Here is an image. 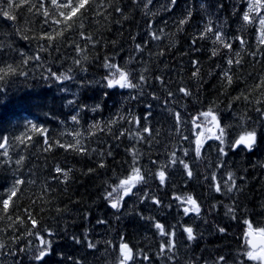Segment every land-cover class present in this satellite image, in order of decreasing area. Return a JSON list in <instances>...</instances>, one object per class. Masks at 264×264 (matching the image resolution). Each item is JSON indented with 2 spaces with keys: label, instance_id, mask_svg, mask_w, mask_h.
<instances>
[{
  "label": "trees",
  "instance_id": "trees-1",
  "mask_svg": "<svg viewBox=\"0 0 264 264\" xmlns=\"http://www.w3.org/2000/svg\"><path fill=\"white\" fill-rule=\"evenodd\" d=\"M146 3L103 0L104 6L93 5L64 22L51 0H29L12 9L15 20L0 16V43L13 49L0 54V67L5 62L17 67L16 75L0 81V137L9 138L8 156L0 155V196L6 198L14 179L24 181L8 214L0 211V264H119L122 243L135 257L128 264H258L245 255L250 250L245 221L255 232L264 228V86L256 87L264 79V44L258 25L242 20L248 0H177L175 5L152 0L145 8ZM209 21L213 28L223 22L231 49L213 43L212 34L201 37ZM193 61L199 68L195 77ZM105 63L127 72L139 87L108 88L115 69ZM51 73L72 79L58 81ZM209 109L225 129L224 145L216 139L219 129L210 137L217 127L201 115ZM32 124L47 131L33 130ZM252 126L258 128L252 151L230 147ZM16 137L25 138L27 146ZM20 156L24 160L17 164ZM180 160L189 165L191 177ZM134 166L146 182L137 184L117 211L105 197ZM162 168L164 185L156 176ZM229 172L237 184L232 192L225 185ZM188 195L200 206L199 215H184L189 205L174 198ZM152 197L161 201L159 207ZM157 221L175 236H161ZM185 227L196 239H187ZM37 232L51 242V255L42 262L31 259L40 247ZM169 240L175 245L171 250Z\"/></svg>",
  "mask_w": 264,
  "mask_h": 264
},
{
  "label": "snow or ice",
  "instance_id": "snow-or-ice-1",
  "mask_svg": "<svg viewBox=\"0 0 264 264\" xmlns=\"http://www.w3.org/2000/svg\"><path fill=\"white\" fill-rule=\"evenodd\" d=\"M176 2L177 0H171L172 5H175ZM26 3H29V0H0V16H3L4 18L8 20H15V16L11 14L12 9L20 8L23 4H26ZM151 3H152V0H147V3L144 5V7L147 8L148 4H151ZM51 4L55 7V10L59 13V15L63 17L64 22L72 21L74 17H77L78 13H82V10L83 12H87L89 9L93 7V5H96L97 9L99 7L104 6L103 0H100V4H96V0H51ZM33 7H35V5L30 4L28 10L31 11ZM40 7H44L43 3L40 4ZM201 7H204V6L201 5ZM220 7H222V5ZM116 11H120V9L117 8ZM43 14L45 17H47L49 15V12L45 10ZM97 14H100V13L97 12ZM187 15L188 17H191L192 12L190 9L188 10ZM242 20L244 21L245 24H248V25H252V24L258 25V32H259L258 40H259V43L264 44V0H248V8L244 12L242 16ZM55 22L60 23L59 20ZM185 22L186 20L180 21L181 24H184ZM68 26L70 27L71 25L69 24ZM223 28H224L223 22H221L220 24L216 25L215 28H213L211 21H209V23L205 26L204 32L201 33V37L203 38L207 34H212V36H214L213 43H219L224 48L231 49L232 47L231 43L225 42V39H224L225 33L223 32ZM153 38L158 39L159 37L153 34ZM48 39L51 40L52 36L48 35ZM89 39H91V37H89ZM237 39L240 40L241 45L245 43V41L241 37H237ZM193 43H195V41H193ZM136 47L137 49L141 48L139 44ZM12 50L13 49L10 44L0 43V54L5 53L6 51H12ZM213 55H216L215 51L213 52ZM253 55H255V53H253ZM237 56H239V53H237ZM36 59H38V57ZM233 63L234 61L232 59H228L227 64L229 66H231ZM235 63L239 64L240 60L237 59ZM197 64H198V61H193V66L194 68H196V71H194L192 74L194 77L197 76L199 72V68L196 67ZM5 65L6 66L4 67H0V81L5 80L6 77H8L9 75L17 74V67L13 66V64H7L6 62H5ZM104 67L108 69H115V71L112 72L111 74V78L108 79V82H107L108 88H112L115 86H119V88L121 89L139 87V85L133 84L131 82V80L129 79V74L127 72L121 70V68L117 67L115 64L105 63ZM117 73H118V78H117ZM19 75H25V73L20 72ZM51 75L54 76L55 79L58 81H67V80L72 79V77L68 74L56 76L55 73H51ZM224 76L227 78L228 83L231 84L232 76L229 75L228 71L224 72ZM144 79L145 77L141 75L140 80L143 81ZM157 79H160V78L157 77ZM261 86H264V79H262L260 83L256 85L257 88H260ZM180 92L184 93L185 95H190V92H188V90L185 88H180ZM168 95L171 96L172 93L169 92ZM68 103L71 104V103H74V101L70 100L68 101ZM149 107H151V105H149ZM257 111L260 112L261 110L257 109ZM148 115L150 116L151 113L149 112ZM201 115L205 117L206 120L209 117H211L210 122L215 124V126L219 129V133H220L216 137V139L220 141L221 145H224L226 132L224 128L219 126V121H218L217 116L212 112L211 109H209V111L207 112L201 113ZM261 115L264 116V112H262ZM71 119L73 121H77V116H72ZM176 119H177V124H179L180 122L179 113L176 114ZM260 123L264 124V121H261ZM31 128L33 130L41 131L42 133L47 131V129H39L38 126L35 124H32ZM143 131L148 132L149 129L144 128ZM257 132H258L257 126H252L250 129L244 128L242 134L239 135L238 139H236L232 143V145H230V147L235 149L240 146H243L248 151H252L257 146ZM121 135H123V133H121ZM133 135L137 137L140 136L138 132ZM16 140L20 144L27 146L25 142V138L16 137ZM78 143L79 141H77V144ZM8 144H9L8 137H0V150H3L2 152H0V155H3L5 157L8 156V149H7ZM201 144L202 142L198 139L197 147H196L197 157L200 156ZM73 147H75V145H73ZM219 152L222 155H226L224 151V147H220ZM132 155H133V165H135L138 159V155L135 151L132 152ZM185 155H187V152H185ZM23 160H24V157L20 156V158L16 161V163L20 164ZM153 163H155V161ZM176 163H177L176 154L172 153L171 164L174 165ZM179 163L183 165L184 169L187 171V175L191 177L192 172L189 169V165L185 163L183 160H180ZM102 166L103 165H101V167ZM60 171L61 169L58 168L57 172H60ZM156 176L160 182V185H164L166 182V178H167L166 171L162 168L156 173ZM65 179H67L66 173H65ZM212 179L213 181H215L216 176L213 175ZM141 182H146L145 176L141 174V169L139 167L134 166L132 168V174L128 178L120 180L119 184L115 188H113L112 191L107 193L105 199L109 201L110 207L119 211L121 207V202L124 200V197L130 194H134L132 192L133 188H135L136 185ZM23 183L24 181L22 179H19V178L14 179L11 187L7 190L6 198L3 196H0V205H2V208H0V211H2L5 215L8 214V210H9L10 202L12 201V198L15 197L17 194V191H19V185ZM225 185L227 186L228 192H232L233 189L237 188L236 179L234 178L233 173L231 172L228 173V180L225 182ZM121 190L123 192L122 195L119 194ZM215 190L217 192L221 191V186L219 183L215 185ZM147 198H148L147 194H145L144 199H147ZM174 198L178 201H181L182 203H186L187 205H189V207L183 208L184 215H188L189 213H196L197 215H199L201 211L200 206L197 204L196 200L191 195H188L185 197L176 196ZM152 203L159 207L161 204V201L155 197H152ZM228 211L231 213L232 209L229 208ZM8 218L11 219V216H9ZM31 222H32L33 228H35L36 221L32 219ZM98 223H104V221H98ZM245 223L248 224V228L249 230H251L252 229L251 223H249L248 221H245ZM154 227L158 230L161 236H165V235H168L170 237L175 236L174 231L167 232L165 229V226L158 221L155 222ZM219 231L224 232L225 229L220 228ZM184 232L187 233V239L189 241L196 239L193 233V229L191 227H185ZM259 232L260 234L264 235V228L259 229ZM32 234H33L32 232H29V235H32ZM35 235L37 236L38 239H40V247L35 248L31 259L36 262H42L45 256L51 255V242L46 241L42 237H40L38 232L35 233ZM49 235H51V233H49ZM246 235H248V233H246ZM73 240L75 243H80V241L76 239L75 237H73ZM88 246L90 248L94 247V245L91 243H89ZM2 247L3 245L0 244V248ZM174 247H175L174 243L171 240H169L168 241L169 250H171V248H174ZM163 249H164V245L161 246L162 251ZM21 251H24V250L21 249ZM120 253L123 258L120 260L119 264H128L129 261H133L135 259L132 249H130L128 244L126 243H122L120 245ZM245 255L247 259L250 261L258 262V264H264V245L257 247L255 244H252L251 249L247 250ZM145 259H147V257H145ZM221 259H223V257H221Z\"/></svg>",
  "mask_w": 264,
  "mask_h": 264
},
{
  "label": "water",
  "instance_id": "water-1",
  "mask_svg": "<svg viewBox=\"0 0 264 264\" xmlns=\"http://www.w3.org/2000/svg\"><path fill=\"white\" fill-rule=\"evenodd\" d=\"M248 235H246V239H248L247 243L251 247L252 244H255L257 247L264 245V235L255 233L249 230Z\"/></svg>",
  "mask_w": 264,
  "mask_h": 264
},
{
  "label": "rangeland",
  "instance_id": "rangeland-1",
  "mask_svg": "<svg viewBox=\"0 0 264 264\" xmlns=\"http://www.w3.org/2000/svg\"><path fill=\"white\" fill-rule=\"evenodd\" d=\"M204 120H205V119H204ZM197 121H198V118H197ZM207 126H208V125H207ZM201 128H202V126H201ZM217 129H218V128H211L212 132H211V134H210V137H211V136H214V135L216 134Z\"/></svg>",
  "mask_w": 264,
  "mask_h": 264
}]
</instances>
